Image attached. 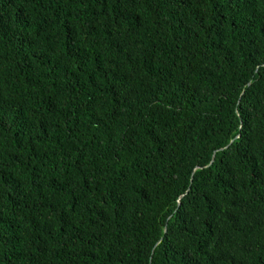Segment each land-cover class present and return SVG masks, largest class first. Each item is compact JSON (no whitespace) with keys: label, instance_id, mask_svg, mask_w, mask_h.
Segmentation results:
<instances>
[{"label":"trees","instance_id":"1","mask_svg":"<svg viewBox=\"0 0 264 264\" xmlns=\"http://www.w3.org/2000/svg\"><path fill=\"white\" fill-rule=\"evenodd\" d=\"M0 264H264V0H0Z\"/></svg>","mask_w":264,"mask_h":264},{"label":"water","instance_id":"2","mask_svg":"<svg viewBox=\"0 0 264 264\" xmlns=\"http://www.w3.org/2000/svg\"><path fill=\"white\" fill-rule=\"evenodd\" d=\"M212 161V160H211Z\"/></svg>","mask_w":264,"mask_h":264}]
</instances>
